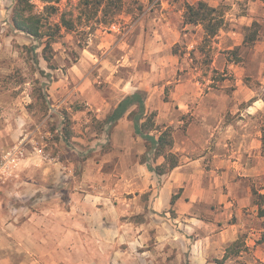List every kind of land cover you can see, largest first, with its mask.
<instances>
[{
    "label": "crops",
    "instance_id": "crops-1",
    "mask_svg": "<svg viewBox=\"0 0 264 264\" xmlns=\"http://www.w3.org/2000/svg\"><path fill=\"white\" fill-rule=\"evenodd\" d=\"M168 54L146 53L151 75L157 71L164 81L155 83L146 78L149 73L134 69L138 57L130 77L111 85L110 96L84 81L77 80L74 89L97 120L126 95L145 92L140 122L151 117L148 131L155 138L170 128L172 147L166 153L175 155L177 165L163 174L149 169L166 158L155 156L147 138L135 131L128 118L135 106L108 133L100 137L96 131L91 139L85 135L87 128L78 130L84 111L74 109L72 138L79 146L84 138L91 142L85 151L71 149L81 176H74L73 163L65 157L69 145L63 140L67 152H61L62 159L54 154L58 159L43 164L26 160L19 177L7 183L17 185L11 203L15 214L10 221L0 214L1 252L7 231L28 256L34 250L27 264H264V215H259L264 203L259 205L254 194H264L260 131L238 134L232 123L221 124L219 98L201 92L189 77L169 79L179 68L176 55ZM140 56L143 60V48ZM86 62L82 57L70 72L83 75ZM49 92L56 105L74 106V92L66 82L54 83ZM257 102L252 100L245 111L258 112ZM20 125L3 131L17 142ZM24 171L28 176H21ZM34 171L41 173L30 175Z\"/></svg>",
    "mask_w": 264,
    "mask_h": 264
},
{
    "label": "rangeland",
    "instance_id": "rangeland-1",
    "mask_svg": "<svg viewBox=\"0 0 264 264\" xmlns=\"http://www.w3.org/2000/svg\"><path fill=\"white\" fill-rule=\"evenodd\" d=\"M13 1L0 0V152L26 136L29 145L37 144L51 157L58 159L59 155L62 159L64 153L61 152H67L63 150L66 145L62 140L60 145V140L55 138L64 120L59 115L66 112L68 118L65 122L72 131L76 122L71 112L82 109L84 115L79 113L82 119L78 120V130L82 129L84 133L87 128L85 135L88 139L98 128L93 110H88L89 105L75 94L77 80L94 86L108 97L111 95V85L122 78H129L134 71L132 61L141 57L134 69H143L145 75L150 74L146 78L155 83L164 81L166 79H161V73H150L151 60L146 53L157 52L173 53L178 58V71L165 74L170 80L189 77L198 82L201 92H211L214 98H219L221 124L232 123L238 134L259 130L261 150L264 152V1L203 0L220 7L226 20L219 34L204 44L201 43L202 27L183 22L185 2L195 3L198 0H123L122 9L115 18L107 15L106 21L100 23L97 21L101 16L100 11L95 17L93 6L85 9L80 5L75 11L79 16V25L73 31H61L52 47L50 67L41 57V47L34 51L24 47L37 45L38 42L13 28L10 19ZM34 2L38 11L43 10L41 2ZM75 2L78 0H59L58 6L61 9ZM253 32L258 33L257 39L245 44V33ZM160 33L161 38L157 36ZM174 39L177 42L171 46ZM156 41L162 44L158 47ZM142 48L143 60L140 56ZM82 57L88 60L83 64V75L70 72ZM153 59L156 60L154 56ZM57 82H66L68 89L74 92V106L71 109L68 105H56L57 102L52 101L49 90ZM255 99L258 100L255 106L260 104V107L258 112L250 115L245 110ZM19 124L22 137L15 142L16 139L11 140L3 130L5 127L15 129ZM76 142L72 138L65 153L72 163L76 156V153H71L74 147L77 146L82 152L91 144L85 138L80 146ZM73 168L74 176H81L75 163ZM35 171L30 175L36 174L38 177L41 171ZM28 172L24 171L21 176H28ZM13 183L5 185L0 193V214L3 213L9 221L15 214L11 203L16 196L14 189L17 185ZM3 236L7 243L0 251V264H27L24 262L26 259L33 260L34 250L28 256L26 250L17 247L11 234L6 231Z\"/></svg>",
    "mask_w": 264,
    "mask_h": 264
},
{
    "label": "trees",
    "instance_id": "trees-1",
    "mask_svg": "<svg viewBox=\"0 0 264 264\" xmlns=\"http://www.w3.org/2000/svg\"><path fill=\"white\" fill-rule=\"evenodd\" d=\"M43 4V10L38 11L34 0H14L10 12V19L13 28L21 33H24L29 38L37 41V45H25L29 51H34L41 47V57L48 63L50 67L52 59L53 44L61 35V31H73L78 27V17L75 11L83 5L87 9L93 6L95 8L93 15L100 18L97 20L105 22V17L111 15L115 18L117 13L122 9L123 0H78L75 3H68L60 9L58 6L59 0H38ZM264 1V0H262ZM184 24L202 27L203 35L201 43L211 42L226 25L225 14L218 6L209 5L203 0H198L195 3L185 2V11L183 14ZM86 26L85 24H81ZM258 33H245L243 42L245 44L253 43L257 39ZM34 57V56H33ZM35 58V57H34ZM214 70H212L213 72ZM46 102V98L42 95ZM145 98L146 93L137 90L132 94L126 95L121 101L113 106L103 120H97L98 135L110 130L112 126L132 107L128 118L132 120L135 126V131L149 141V149H155V156L164 154L166 161L156 166L154 169L149 166V169L154 170L157 174H163L169 169L175 167L178 163L174 154L166 153V149L172 147V136L170 128L162 131L158 138L149 133V129L153 126L151 117L147 116L142 123L140 120L145 113ZM63 123L59 131L56 132V139L63 140L65 143H70L72 131L65 120L68 118L66 112H63ZM101 137V136H100ZM91 139V138H90ZM82 145V144H81ZM89 148L88 146H86ZM88 156V155H87ZM257 203H264V194L254 192ZM174 202V197L172 203ZM259 215H264V209L259 208Z\"/></svg>",
    "mask_w": 264,
    "mask_h": 264
},
{
    "label": "built area",
    "instance_id": "built-area-1",
    "mask_svg": "<svg viewBox=\"0 0 264 264\" xmlns=\"http://www.w3.org/2000/svg\"><path fill=\"white\" fill-rule=\"evenodd\" d=\"M30 159L42 162L51 160L52 157L37 144L29 145V139L26 136L12 146L2 149L0 152V187L18 178L21 166Z\"/></svg>",
    "mask_w": 264,
    "mask_h": 264
}]
</instances>
